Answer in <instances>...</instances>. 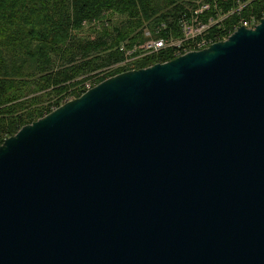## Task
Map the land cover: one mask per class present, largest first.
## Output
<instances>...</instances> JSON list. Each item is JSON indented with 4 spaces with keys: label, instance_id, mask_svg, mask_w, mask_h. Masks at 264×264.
I'll return each mask as SVG.
<instances>
[{
    "label": "water",
    "instance_id": "95a60500",
    "mask_svg": "<svg viewBox=\"0 0 264 264\" xmlns=\"http://www.w3.org/2000/svg\"><path fill=\"white\" fill-rule=\"evenodd\" d=\"M0 264H264V19L4 140Z\"/></svg>",
    "mask_w": 264,
    "mask_h": 264
},
{
    "label": "trees",
    "instance_id": "16d2710c",
    "mask_svg": "<svg viewBox=\"0 0 264 264\" xmlns=\"http://www.w3.org/2000/svg\"><path fill=\"white\" fill-rule=\"evenodd\" d=\"M215 1L223 14L236 8V0ZM243 1L246 6L241 12L229 15L220 27L212 28L208 38L221 41L241 22L264 19V0ZM205 2L211 5L204 16L207 20L215 17L216 11L213 0ZM193 8V0H0V145L23 126L44 116V107L20 114L26 100L19 104L16 101L47 88L61 96V100L65 96L80 97L83 84L96 78L94 72L121 59L117 48L122 42L143 43L144 31L154 35L162 24L166 29L161 36L171 32L174 38L180 37L179 20ZM111 16L124 21L112 25L107 19ZM88 29L91 33L82 35ZM170 60L171 56L148 58L131 70ZM126 71L119 70L107 77ZM84 76L91 77L79 79ZM107 77L96 81L100 83ZM76 86L81 88L76 90ZM60 99L56 107L60 106Z\"/></svg>",
    "mask_w": 264,
    "mask_h": 264
},
{
    "label": "built area",
    "instance_id": "2783aa9c",
    "mask_svg": "<svg viewBox=\"0 0 264 264\" xmlns=\"http://www.w3.org/2000/svg\"><path fill=\"white\" fill-rule=\"evenodd\" d=\"M227 1L228 0H221V3H226ZM193 4L195 8L189 11L188 16L184 15L179 20V29L181 32L180 37L174 38L171 32L166 34V36H161V32L166 29L165 25L162 24L160 27L156 28L154 35L150 34L149 31L146 35L147 30H145V34L143 35L146 40L143 43L137 42L132 44L129 40L122 42L117 48V51L122 55L121 59L97 72L96 78H92V80L85 83L83 85L82 95L99 84L96 80L106 78L111 73L119 70L131 71L132 67L141 63L145 59L171 56L173 60L189 52L201 51L212 44L220 42L217 41V37L208 38L209 31L214 27H220L221 22L229 15H232L235 12H241L246 6L243 0H236L235 10L223 14L220 9H218L216 1L213 0V7L216 11V15L215 17H209L207 20H204L205 14L210 12V3L205 2V0H193ZM257 24H259V22L251 19L248 22H241L239 27L244 26L246 28H254ZM94 25H98V23H95ZM239 27H235L233 32ZM226 39L227 38L223 40ZM108 78L110 77H107V79ZM74 99L75 98H70L64 101L61 105Z\"/></svg>",
    "mask_w": 264,
    "mask_h": 264
},
{
    "label": "rangeland",
    "instance_id": "374dc122",
    "mask_svg": "<svg viewBox=\"0 0 264 264\" xmlns=\"http://www.w3.org/2000/svg\"><path fill=\"white\" fill-rule=\"evenodd\" d=\"M109 20H111V24L112 25H118L119 23L123 22L124 21V18H120V17H117V16H114V17H109L107 18ZM146 27V26H145ZM91 32H89V29L88 30H85V32L82 33V35H87ZM145 34V33H144ZM148 34V31H146V35ZM145 37V36H144ZM97 72H94V75L96 74ZM93 75V76H94ZM87 78H90L91 76H84V77H81L79 79H86ZM92 80V78L90 79ZM90 80H87L85 83L89 82ZM84 83V84H85ZM83 84V85H84ZM82 86V85H81ZM77 86L75 87L76 90H79V88H81ZM57 93L53 92L52 89L50 88H47L43 91H40L38 93H35V94H32V95H29L27 96L26 98L24 99H21V100H18L16 101L15 103H20L22 101H25L26 100V103L24 105L21 106V109L19 110L20 114H24L26 112H29V111H32L34 112V108H39V107H44L45 109H41L42 110V115H44L43 117H45L46 115H48V111H54L56 108L55 106V103L61 98V96H56ZM70 96H65L62 98V100L60 99L59 101V105L61 106V104L68 100ZM35 101H38L35 105H32V103H34ZM52 105V106H51ZM51 106V107H50ZM50 113V112H49ZM42 117V118H43ZM41 119V118H40ZM39 120V119H38ZM37 119L34 121H38ZM24 127V126H23ZM19 131V130H18ZM14 136V135H13ZM9 138V137H8ZM7 139V138H6ZM5 139V140H6ZM3 143V142H2Z\"/></svg>",
    "mask_w": 264,
    "mask_h": 264
}]
</instances>
